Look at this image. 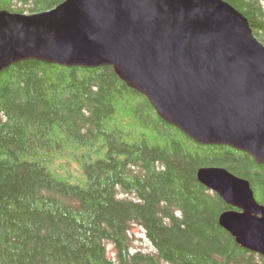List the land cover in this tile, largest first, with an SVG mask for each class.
<instances>
[{
  "label": "trees",
  "instance_id": "trees-1",
  "mask_svg": "<svg viewBox=\"0 0 264 264\" xmlns=\"http://www.w3.org/2000/svg\"><path fill=\"white\" fill-rule=\"evenodd\" d=\"M226 1L264 44L260 0ZM204 166L248 179L264 204V164L195 142L112 66L16 62L0 73V264H264L220 225L233 207L199 181ZM136 224L154 252L135 247Z\"/></svg>",
  "mask_w": 264,
  "mask_h": 264
},
{
  "label": "water",
  "instance_id": "water-1",
  "mask_svg": "<svg viewBox=\"0 0 264 264\" xmlns=\"http://www.w3.org/2000/svg\"><path fill=\"white\" fill-rule=\"evenodd\" d=\"M37 59L112 66L195 142L226 145L264 164V44L226 0H64L35 13L0 9V73ZM197 177L231 209L219 223L264 256V204L223 166Z\"/></svg>",
  "mask_w": 264,
  "mask_h": 264
},
{
  "label": "rangeland",
  "instance_id": "rangeland-1",
  "mask_svg": "<svg viewBox=\"0 0 264 264\" xmlns=\"http://www.w3.org/2000/svg\"><path fill=\"white\" fill-rule=\"evenodd\" d=\"M262 8L264 10V0H260ZM131 232L134 237V244L137 249H141L144 252H154L156 249L148 236L146 235L144 228L140 227L139 225H132ZM108 248L110 252L113 249L111 244H108Z\"/></svg>",
  "mask_w": 264,
  "mask_h": 264
}]
</instances>
